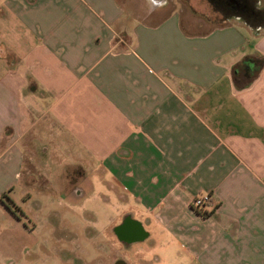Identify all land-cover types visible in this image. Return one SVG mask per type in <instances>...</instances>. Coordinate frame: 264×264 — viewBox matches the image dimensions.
Here are the masks:
<instances>
[{
  "label": "crops",
  "instance_id": "0c3cea01",
  "mask_svg": "<svg viewBox=\"0 0 264 264\" xmlns=\"http://www.w3.org/2000/svg\"><path fill=\"white\" fill-rule=\"evenodd\" d=\"M203 4L0 0V264L37 247L15 197L66 188L68 169L83 174L74 210L111 184L141 225L128 264H264V66L245 89L233 79L264 57V27L195 33ZM67 97L68 119L52 117Z\"/></svg>",
  "mask_w": 264,
  "mask_h": 264
},
{
  "label": "rangeland",
  "instance_id": "374dc122",
  "mask_svg": "<svg viewBox=\"0 0 264 264\" xmlns=\"http://www.w3.org/2000/svg\"><path fill=\"white\" fill-rule=\"evenodd\" d=\"M169 1L171 3L173 2V0ZM201 1L204 3L203 7L199 12L194 14L200 20L201 24L197 28H194L193 32L207 33L220 24L224 25V16L216 12L208 0ZM225 1L230 4V6L228 5L230 9L236 6L237 10L242 8L245 2L244 0ZM255 6L257 9L264 11V0H256ZM243 10L247 11L246 7ZM184 15L190 19L193 16L191 12L184 13ZM234 19L236 18H231L226 21L229 23ZM250 19L255 21V15L252 14ZM65 93L68 95V82L56 93V98ZM67 114L68 97L56 108L52 117L56 115L57 117L62 116L68 119ZM112 187L111 184H108V187H101L98 190L96 188V193H99L100 199H91V201L89 200L85 203L83 211L86 212L81 211V209L74 210V207L71 206L73 209H68V201L66 202L64 197L59 195L56 190L44 189L42 190L45 193L44 196L29 193V198L25 202L16 196L17 205L25 212L28 211L29 218L25 219L28 226L32 227L34 224L37 226V232L34 236L37 247L30 254L29 252L27 253L26 262L32 261L33 264H63L55 257V252L62 254L67 247H71L74 251L78 247L83 249L89 248L91 250H87L86 252H90L91 256H96L97 252L101 250L104 252V264H114L118 260L127 262V254L124 253L127 250V246L120 243L112 232L114 225L118 223V220L115 222L113 220V216L116 217V214H118V211H114L113 205H118L113 204ZM96 193L90 194L89 198L94 196V194V198H97ZM102 196L104 197V201L101 200ZM108 217H110V220H108ZM67 223L68 229H70V231L68 230V242L66 236ZM52 224H55V229L57 230L54 236L50 235ZM68 250L69 252L71 251L70 248ZM99 255L100 257L102 256L101 253ZM87 260H89L87 264H96L97 262L96 260ZM26 262L23 264H26ZM68 264L83 263L75 257V254L68 253Z\"/></svg>",
  "mask_w": 264,
  "mask_h": 264
},
{
  "label": "trees",
  "instance_id": "16d2710c",
  "mask_svg": "<svg viewBox=\"0 0 264 264\" xmlns=\"http://www.w3.org/2000/svg\"><path fill=\"white\" fill-rule=\"evenodd\" d=\"M211 5L215 8V10L224 16V20H229L231 18H240L247 25L252 28H260L264 27V11L256 8V0H244V6L240 9H236L234 6L232 9L228 7V4L225 0H208ZM237 3V2H235ZM247 9V11L243 10V8ZM254 14L256 20L252 21L251 15ZM260 18V19H259ZM224 21V23H226ZM218 26H223L222 24ZM264 66V57L260 56H251L246 58L242 63L234 67L233 70V79L234 84L237 89H245L247 88L254 79H256L260 71ZM7 208L17 217L20 218L23 213L19 208H16L12 202L6 204Z\"/></svg>",
  "mask_w": 264,
  "mask_h": 264
},
{
  "label": "flooded vegetation",
  "instance_id": "af4514ba",
  "mask_svg": "<svg viewBox=\"0 0 264 264\" xmlns=\"http://www.w3.org/2000/svg\"><path fill=\"white\" fill-rule=\"evenodd\" d=\"M80 175H83L82 172L81 173L72 172L68 169V173H67L68 186L61 190H56V192L59 193V195L66 197L67 199H68V196L71 194H77V193L84 192V190L78 185V182L76 181L79 179ZM70 206L72 207V205L68 203V209H73ZM108 220H110V217H108ZM113 220L114 222L118 220V223L114 225L112 232L115 234V236L117 237L120 243L127 246V250H125L124 253L127 254V258H128V249L130 248V244L133 242V240H135V237L138 234V224H136V222L131 219V216L128 213H125L122 215L116 214V217L113 216ZM68 230L70 231V229H68V223H67L66 225L67 242H68ZM84 231L86 232V230ZM68 248L71 249L70 252ZM87 250H91V249L89 248L83 249L81 247H78L74 251V249H72L71 247H67L65 250L67 264H68V253L75 254V257L79 261H81L83 264L88 263L89 260L87 259H91V261L96 260L97 261L96 264H104V252L99 250L96 256H91L90 252H86ZM99 253L102 254L101 257ZM114 264H128V259H127V262L123 260H118Z\"/></svg>",
  "mask_w": 264,
  "mask_h": 264
},
{
  "label": "built area",
  "instance_id": "2783aa9c",
  "mask_svg": "<svg viewBox=\"0 0 264 264\" xmlns=\"http://www.w3.org/2000/svg\"><path fill=\"white\" fill-rule=\"evenodd\" d=\"M209 201V197H201V198H196L193 202V206L201 209L204 207V205Z\"/></svg>",
  "mask_w": 264,
  "mask_h": 264
},
{
  "label": "water",
  "instance_id": "95a60500",
  "mask_svg": "<svg viewBox=\"0 0 264 264\" xmlns=\"http://www.w3.org/2000/svg\"><path fill=\"white\" fill-rule=\"evenodd\" d=\"M138 224V234L135 237V240L133 241H143L146 238V234L144 233V230L142 229L141 225L139 223Z\"/></svg>",
  "mask_w": 264,
  "mask_h": 264
}]
</instances>
